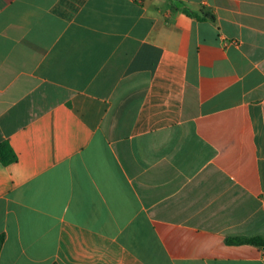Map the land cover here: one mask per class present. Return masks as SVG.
Here are the masks:
<instances>
[{
	"label": "crops",
	"instance_id": "obj_1",
	"mask_svg": "<svg viewBox=\"0 0 264 264\" xmlns=\"http://www.w3.org/2000/svg\"><path fill=\"white\" fill-rule=\"evenodd\" d=\"M2 140L0 264H264V0H0Z\"/></svg>",
	"mask_w": 264,
	"mask_h": 264
},
{
	"label": "trees",
	"instance_id": "obj_2",
	"mask_svg": "<svg viewBox=\"0 0 264 264\" xmlns=\"http://www.w3.org/2000/svg\"><path fill=\"white\" fill-rule=\"evenodd\" d=\"M186 13L189 15H195L193 12L187 10ZM17 160V156L12 149L11 145L7 140L0 141V163L4 166L13 163ZM229 244H251L264 248V237L254 236V237H239L226 240ZM4 242V235L0 236V251L2 244Z\"/></svg>",
	"mask_w": 264,
	"mask_h": 264
}]
</instances>
